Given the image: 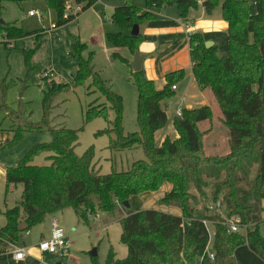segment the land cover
<instances>
[{"label":"trees","instance_id":"trees-1","mask_svg":"<svg viewBox=\"0 0 264 264\" xmlns=\"http://www.w3.org/2000/svg\"><path fill=\"white\" fill-rule=\"evenodd\" d=\"M6 1L0 0V21ZM75 1L78 5L86 4L80 12L68 16H65L67 0L53 1L58 17L55 28L72 22L98 0ZM124 1L111 17L121 31L108 33L106 39L112 47L126 48L131 54L143 42L141 34L131 36L132 29L154 21L157 10L176 4L183 21H188L190 14L200 7L208 16L220 10L228 24V54L220 56L217 45L207 49L203 35L195 33L190 36V57L198 87L213 93L223 114L222 123L229 131V152L215 157L204 153L202 139L212 129L202 132L199 125L212 120L210 106L182 110V117L174 119L180 138L174 141L167 138L157 145L156 133L168 122L162 103L175 96L173 87L184 80L185 70L168 73L161 90L143 69L132 72L138 94L139 132L125 134L123 97L95 71L94 52L77 41L70 54L78 61L74 87L85 86L92 80L91 86L106 101L89 107L85 124L104 118L109 123L103 132L110 137V151L140 148L146 159L134 162L126 171L103 175L93 162V148L79 156L76 148L82 129L56 128L50 120L55 99L72 89L69 84L53 81L48 85L42 99V120L38 123L22 118L21 100L16 110L2 100L0 113L5 112L4 118L11 124L0 131L12 133L5 147L17 145L28 132H46L51 140L33 146L16 167L5 170L6 193L12 186L21 185L23 190L19 206L1 212L6 225L0 230V264H41L31 257L17 263L9 248L18 247L26 232L51 216L73 209L86 223L99 211L115 217L125 202L157 192L166 184L172 189L160 204L180 209L181 215L150 209L123 217L121 241L128 248V255L117 259L111 250L104 264H198L209 240L203 221L215 227V260L205 258L202 264H264V0H256V14L251 13L249 0H204L201 4L199 0H145V8L136 6L133 0ZM32 34L14 23L0 22L1 38L16 42ZM33 52H29L27 62ZM113 57L130 66V61L120 54ZM107 104L115 113L112 121ZM43 154L47 155L48 163L33 164ZM204 179L213 181L212 200L220 205L213 215L196 214L197 199L190 192V186L194 185L203 195ZM231 218L238 220L243 234L229 232L227 222ZM23 224L28 229L21 232L19 227ZM92 264L100 263L93 258Z\"/></svg>","mask_w":264,"mask_h":264},{"label":"rangeland","instance_id":"rangeland-1","mask_svg":"<svg viewBox=\"0 0 264 264\" xmlns=\"http://www.w3.org/2000/svg\"><path fill=\"white\" fill-rule=\"evenodd\" d=\"M53 1L8 0L4 3L2 18L4 22L14 23L25 32L33 34L16 42L0 37V103L3 100L16 110L21 100L23 102L22 118L38 123L42 120V99L48 85L53 81L57 84H69L72 89L67 93L60 94L54 101L50 118L51 125L56 128L82 129L76 153L81 156L89 148H93L95 154L93 162L101 174L126 171L134 162L145 160V154L140 148L123 152L110 151L108 149L110 137L103 132L109 127V123L104 118H97L85 124V114L89 107L103 105L106 101L101 93L91 86L92 80H89L85 86L74 87L78 61L70 56L73 52V43H77V41L86 44L88 51L94 52L95 71L113 91L123 97L125 134L139 132L137 124L138 94L133 82L132 68L121 59L113 57L115 53H118L125 58L131 53L126 48L112 47L106 39L108 33L121 31L112 23L111 17L115 8L123 5L124 0H98L93 7L83 12L78 18L57 28L55 26L58 17ZM249 1L251 13L256 14V0ZM133 3L138 7L145 8V0H133ZM78 8H81V5H78L75 0H67L65 16L79 12ZM32 10L40 12L43 19L40 21L37 17H30L29 12ZM30 51L34 52L29 56L30 59L27 62ZM84 55L86 54L84 53ZM46 74H52L53 77L47 78ZM212 97L213 118L210 122L201 123L199 128L202 132L212 129L211 131L215 134L211 139L206 135L203 137V150L207 156H224L229 152V131L223 125V114L213 95ZM107 106L109 119L112 121L115 113L110 108V104ZM4 114L5 112L0 113V129H8L11 124L9 119L4 118ZM170 117L171 123V113ZM170 123L165 128V132L170 131ZM8 134V131H0V171L4 172L7 168L16 167L33 146L48 143L51 140V136L46 132H28L17 145L5 147L12 139H6ZM172 138L168 139L174 141ZM161 139L162 135L158 134L156 136L158 146ZM45 156V154L40 155L33 164H47ZM253 178L252 175L251 179ZM204 181L206 185L203 187V195L197 192L194 185L190 186V192L197 199L196 214L213 215L218 211L220 205L212 200L213 181L209 179H204ZM168 187L171 185L166 184L154 193L133 197L130 208L119 207V213L115 217L99 211L97 215L90 217L88 223L79 218L73 209H66L31 229L30 235L24 234L18 246L26 248L29 253L39 258L35 247L43 238V236L41 237L42 233L49 234L51 220L54 217L69 237L70 249L63 255L42 257L39 260L41 264H92L93 258L90 252L94 249L97 250L96 259L100 264L106 262L111 250L116 253L117 259H125L128 255V248L121 241L123 232L121 219L141 210L167 211L166 207L168 206L160 204V200L169 192ZM22 190L21 185L12 186L7 194L5 178L0 174V230L6 225V218L1 212L19 206ZM145 197H149L151 200H144ZM174 208L176 207H168L169 210ZM179 212H181L180 209ZM222 215L224 216V214ZM232 219L234 218L229 220ZM209 229L212 236H215V227L209 224ZM237 233L243 234L244 229L239 226ZM11 248L12 246L9 250Z\"/></svg>","mask_w":264,"mask_h":264},{"label":"crops","instance_id":"crops-1","mask_svg":"<svg viewBox=\"0 0 264 264\" xmlns=\"http://www.w3.org/2000/svg\"><path fill=\"white\" fill-rule=\"evenodd\" d=\"M155 14L156 19L154 21L140 26V34L143 36V42L139 46L138 52L144 57L142 69L146 77L154 81L156 88L161 90L166 84L165 77L168 73L178 70H185L186 73L184 80L176 85V89L174 90L175 96L162 103V108L165 110L168 118L167 125L170 123V113L172 115V121L170 123V131H164L167 127L166 125L165 128L156 133V136L158 134L162 135L160 146L167 138L173 137V140L179 138L174 128V119L177 117L178 110H193L203 106L212 107L213 104V93L210 90H200L194 78L190 57V36L195 33H201L206 41H212L214 45L218 46V54L221 53L219 54L220 56H226L228 54L229 38L228 24L222 19L220 10H216L211 16H208L205 10L200 7L198 11H193L190 14L188 21H183L180 18V12L176 4L157 10ZM125 58L130 60L131 65L134 54H130ZM180 88L182 89L180 90ZM175 99L177 101H174ZM8 133L6 139L10 140L12 133ZM214 134L215 132L211 131L206 136L211 139ZM0 174L5 178L4 171H0ZM168 189L170 192L172 186L168 187ZM146 199H149V197L144 198V200ZM262 207V218L264 219V200L262 201ZM166 209L167 211L163 212L181 215L178 208L169 210L166 207ZM30 233L29 231V235ZM49 235L50 228L49 234L45 235L42 233L41 237L43 236L42 239H45ZM42 257L44 256L39 254V258L36 257V259L40 260Z\"/></svg>","mask_w":264,"mask_h":264},{"label":"built area","instance_id":"built-area-1","mask_svg":"<svg viewBox=\"0 0 264 264\" xmlns=\"http://www.w3.org/2000/svg\"><path fill=\"white\" fill-rule=\"evenodd\" d=\"M204 0H199V3L201 4ZM79 12L81 11V8H78ZM76 14V13H74ZM30 17H37L40 21L43 19V16L40 12L36 10H32L29 12ZM45 77H53L52 74L45 75ZM176 87H173V90H175ZM177 117H182V110L177 111ZM228 229L230 233H237L239 232V225L237 219L228 220ZM208 233H209V240L205 249L204 254L200 257V260L198 264H202V262L205 260V258L210 259L211 261L215 260V251H214V235L212 236L210 229H209V222L203 221ZM26 236L29 235V231L25 233ZM70 241L69 237L66 235V232L63 228H61L58 223L57 219L53 217L51 220L50 225V235L48 238L42 239L37 246L35 247L38 251V253L41 256L46 255H63L67 253L70 249ZM9 254L12 255V259L15 262H22L25 261L27 258H35L36 256L32 253H29V251L26 248L16 247L12 246V248L9 250Z\"/></svg>","mask_w":264,"mask_h":264},{"label":"water","instance_id":"water-1","mask_svg":"<svg viewBox=\"0 0 264 264\" xmlns=\"http://www.w3.org/2000/svg\"><path fill=\"white\" fill-rule=\"evenodd\" d=\"M2 24H4V20L1 19L0 21ZM140 35V26L136 25L134 26V28L132 29L131 31V36L133 37H137ZM76 42L73 43V45H75ZM205 46L207 49H210L214 46V42L212 41H206L205 42ZM144 62V57L140 55V53L137 51L135 54H134V59H133V62L131 63V68H132V71L133 72H139L140 70H142V64ZM124 207H127V208H130V203L128 202H125L124 204ZM28 229V225L27 224H23L19 227V230L21 232H24ZM90 255L92 258H96L97 256V250L94 249L93 251L90 252ZM59 263V262H58ZM61 264V263H59Z\"/></svg>","mask_w":264,"mask_h":264}]
</instances>
